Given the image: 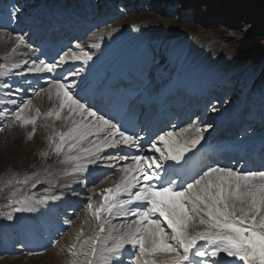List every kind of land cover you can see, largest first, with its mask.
<instances>
[{
	"label": "snow or ice",
	"instance_id": "1",
	"mask_svg": "<svg viewBox=\"0 0 264 264\" xmlns=\"http://www.w3.org/2000/svg\"><path fill=\"white\" fill-rule=\"evenodd\" d=\"M14 40L12 54L21 46L31 47L22 34L15 35ZM76 48L80 49L78 53L66 52L58 61H24L29 73L54 74L45 81L47 88L33 89L36 96L44 92L49 100L55 98L54 106L46 113L35 108L31 99L17 104L16 99L0 98V104L17 105L4 127H11L13 122L21 127L31 125L28 139H32L37 120L42 116L45 120H63L69 124L67 131L57 132L53 127L54 135L48 137L55 154H63L62 163L72 164L65 175L86 173L89 165L101 160L105 161L101 166L107 168H115L120 161H130L118 169L119 182L103 190L99 203L93 204L91 197L88 198L87 211L97 227L83 239V230L77 233L67 248V254L72 257L69 264H126V260L127 264H222L225 258H235L243 264H264V170L237 171L211 165L191 181L181 180L177 184L168 173H178L179 169L171 165L165 169V164L187 163L186 154L200 144L206 129L195 127L193 132L189 127L179 134L168 131L145 147L141 143L143 137L122 131L72 92L73 84L68 78L79 75L83 68L57 74V69L69 60L85 64L92 60V55L81 45L77 44ZM19 68L20 63L0 64V78H4L0 79V90H9L4 96L25 92L23 87L7 79L24 76L23 71L12 72ZM24 83L31 85L32 82L25 80ZM4 127H0V132ZM186 133L192 135L185 137ZM107 149L118 151L101 156ZM161 170L165 172L163 178ZM26 182L27 178L17 181ZM49 199L59 197H42L36 202L44 204ZM14 211L25 209L18 207ZM109 217H122L126 222L115 225ZM6 218L12 220L13 216L8 214ZM58 243L56 240L46 245L44 251ZM27 254L43 255L40 251Z\"/></svg>",
	"mask_w": 264,
	"mask_h": 264
},
{
	"label": "rangeland",
	"instance_id": "2",
	"mask_svg": "<svg viewBox=\"0 0 264 264\" xmlns=\"http://www.w3.org/2000/svg\"><path fill=\"white\" fill-rule=\"evenodd\" d=\"M32 1V4L39 5L50 0ZM107 1L86 0L85 2V0H82V3H87V6L89 5L90 8L96 7L97 3L107 6L106 11L100 8L101 12L94 14L95 19L97 17L107 18V16L115 14L117 19L115 23L114 21L112 23L115 26L133 27L134 30L129 31V33L135 35L134 38L141 37L144 31L142 29L148 26L145 24L140 25L142 22L136 23L134 17L139 15L153 16L154 20L149 25L158 27L160 40L167 41L170 39L171 44L176 42L178 46L182 45L185 48L189 44L192 47L195 44L190 53L202 51V53L206 54L205 50L209 49L210 52L207 56L205 55L204 59L210 60L208 63L213 66L216 64L221 65L222 63V66L225 68L221 78L214 80L215 82L213 81V83L228 81V79L233 80L226 86L231 91L226 101L227 106L223 110L226 111L233 102H236L245 93L250 92L251 97L258 98L262 90L264 96V67L262 74L255 82L253 78L256 73L252 70L254 65L252 61L254 60L257 66H264V50L258 48L257 51L246 52L249 46L258 42L259 38L264 39V12L256 13L252 6H250L251 4L243 6L238 0H177L176 4L171 6L173 16L170 17L162 15V9L165 8V3H168L169 0H154V2L158 1L159 12L157 13H154L149 10L148 6L142 4V12H132L133 14L130 12L126 15H122L124 13L123 9H121V13H117L114 7L108 5ZM51 2L57 4L58 0H51ZM142 2H145V0ZM184 6L190 9L192 16L194 15L192 19H196L198 22L193 21L190 23L185 19H181L179 9H183L181 12H186L187 10ZM110 7L112 8L111 10ZM108 28L104 31H107ZM123 33L126 34L124 30ZM99 39L100 37L98 36L94 42L100 45L101 43H98ZM90 42L87 40L78 44L86 46L94 45L93 42ZM219 52L221 53L219 54ZM206 67L211 68L212 66L207 64ZM241 93L242 96H239ZM39 149L40 147L35 149L33 153H28V156H22L21 151L17 149L16 145L11 144L8 136L2 139L0 143V216L3 217L15 212L11 209L14 206L13 202H16L15 199L20 198L24 189L23 186L25 185V183H17L18 180L24 181L27 178V182H29L30 179H33L30 176L31 173L38 172V175H40L46 167V163L50 162L51 156L60 159L54 151L53 155L45 158L42 152H39ZM47 177L45 175L43 179ZM41 187H43L42 184L31 187L28 196L37 190L40 191ZM46 253L40 257H33V259L23 255L11 258L1 255L0 264H56L54 261V257H56L55 250H50ZM49 255L52 257L50 260L53 259L51 262L47 257Z\"/></svg>",
	"mask_w": 264,
	"mask_h": 264
},
{
	"label": "bare ground",
	"instance_id": "3",
	"mask_svg": "<svg viewBox=\"0 0 264 264\" xmlns=\"http://www.w3.org/2000/svg\"><path fill=\"white\" fill-rule=\"evenodd\" d=\"M144 6H146L144 4ZM154 18L153 16H144V15H139L137 17H134V21L136 23H139V22H142L140 25L142 24H145V25H148L147 28L144 27V30L143 31V37L144 38H140V39H137V40H134V43L137 45V44H140L142 46H145L146 42L149 41H153V49L155 51H158L161 53H164L163 57L164 59L168 58V56L166 55L167 54V48H166V45L167 42H164L162 40H158L160 38V31H158V27H155V25H149L151 21H153ZM3 33L1 32L0 33V55L2 54H6L8 52H10L12 49H11V44L14 43V38L12 39H9L8 37H4L2 35ZM11 37H14V35H12ZM132 39V36L128 35V37H121V40L117 39V37H113L111 38V40L114 42V40H119L118 43H112V44H109V45H105L103 47V50H100L98 51L95 56H99L101 54L103 55H106L107 52L109 51H114L116 50L119 46L122 45L123 43V40L125 42L127 41H130ZM134 39V38H133ZM132 39V40H133ZM105 40V39H103ZM192 44V43H191ZM14 45V44H13ZM194 45L193 44V47L192 45H188L184 46V49L182 50L183 46L182 47H177L175 48L172 52V54H175L177 53L176 51L178 50V52H182V58H185V64L183 66V70L181 69V72L185 73L186 76H189L191 75L193 71H197L198 74H199V79H201L200 81L204 83H206V80H210L212 81L213 78H217V77H220L223 75L222 72L223 70L225 69L223 66H222V63L221 65L220 64H216V65H211L208 63V61L210 60H206V58L204 59L205 55L207 56V54L210 52L209 49L208 50H205L206 54L202 53V51H196V52H191L190 51L194 48ZM165 46V47H164ZM164 48V49H163ZM218 53V51H216ZM221 52H219L220 54ZM101 55V56H103ZM178 56V54H176ZM115 56L117 57H120L122 56V54H116ZM110 59H113V56L110 57ZM193 59V60H192ZM175 60V58H174ZM135 60H132L131 63H134ZM98 64L102 67H105V66H109V64H105V62H107V58L106 60H101V57L98 58ZM167 63L166 65H169L171 66V64L169 62H165ZM105 64V65H103ZM210 65L212 66L211 68H207L206 65ZM174 66V64H173ZM206 67V68H205ZM233 81V80H232ZM47 88V87H46ZM246 97V95H244ZM32 100V104L34 105V107H39V108H42L46 113L47 111H49L55 104V98L53 97L52 100H49L48 98V95L47 93H44L42 92L40 96H34V98H31ZM220 113V114H219ZM214 115L216 114H219V115H224V113L222 112H217V113H213ZM65 115V113H62V116ZM219 115L217 117H219ZM228 116V114L226 115ZM4 119V118H3ZM2 119V122L3 124H8L9 123V118H5L4 120ZM77 119H79V117H77ZM43 120L45 121V119L43 118ZM50 122L54 123V127H60V129L62 131H67V128L69 126V124H66L63 120H59V121H55L53 122V120L49 119ZM181 133V132H179ZM28 134L27 133V129L26 128H22L19 126V124H13L11 125V127H4V131L0 133V143L2 141L3 138H5L6 136L9 137L10 139V142L12 145H16L17 149H19V151H21V155H25V156H28V153H33L35 149H38V147H43V146H47L46 143L44 142H41V138L39 137H32V139H28ZM187 133L185 134V137H186ZM52 149V148H51ZM64 160L63 159H60L59 160V163L55 164L54 162H51V168L54 169V173L52 174V178L54 179V181L56 182V185L57 187L55 188L56 191H62L63 189H61V185L62 187H66V188H69V185L65 184L64 182H67L68 180H71L72 179V176L69 177V175H65L64 173V167L68 166L64 163H62V161ZM33 176H35V173H33ZM38 180H36L35 182H37ZM47 186V185H46ZM47 188H49V186H47ZM53 194H49L47 197H51ZM51 200V199H49ZM50 257V255H49ZM59 261H62L59 259ZM240 263V262H239Z\"/></svg>",
	"mask_w": 264,
	"mask_h": 264
},
{
	"label": "trees",
	"instance_id": "4",
	"mask_svg": "<svg viewBox=\"0 0 264 264\" xmlns=\"http://www.w3.org/2000/svg\"><path fill=\"white\" fill-rule=\"evenodd\" d=\"M245 3L246 2H254L255 3V7H257V4H259L262 8H264V0H243ZM258 48H262L264 49V42L258 43V45L256 46V50H258Z\"/></svg>",
	"mask_w": 264,
	"mask_h": 264
}]
</instances>
